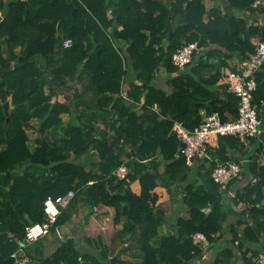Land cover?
Listing matches in <instances>:
<instances>
[{"label": "trees", "instance_id": "1", "mask_svg": "<svg viewBox=\"0 0 264 264\" xmlns=\"http://www.w3.org/2000/svg\"><path fill=\"white\" fill-rule=\"evenodd\" d=\"M203 1L0 0V264H13L18 249L30 264H191L204 251L193 244L195 233L213 251L209 264H254L251 244L264 237V165L241 171L256 183L220 190L211 172L237 160L228 149L239 141L221 138L211 161L196 169L177 156L172 132L176 121L194 130L206 115L236 119L238 98L221 79V48L225 59L238 51L243 60L254 51L251 37L264 41V28L232 13L260 12L254 0H228L229 11H210L206 21ZM194 42L198 51L178 70L173 53ZM255 79L252 103L260 112L264 65ZM34 128L40 136L30 146ZM123 164L120 180L114 172ZM69 190L76 195L57 227L97 207L111 210V231L121 229L110 246L101 236L63 241L52 232L56 248L44 257V239L24 244V229L43 220L47 197ZM163 191L186 215H174L173 230L158 237ZM229 215L236 220L225 228ZM126 239L137 244L139 260L115 255L111 246Z\"/></svg>", "mask_w": 264, "mask_h": 264}, {"label": "built area", "instance_id": "2", "mask_svg": "<svg viewBox=\"0 0 264 264\" xmlns=\"http://www.w3.org/2000/svg\"><path fill=\"white\" fill-rule=\"evenodd\" d=\"M252 7L264 13V0H254ZM254 51L246 59H243L236 70H221L222 82L228 87V91L238 98L237 117L234 120L221 121L217 114L206 115L198 127L189 130L182 122H174L172 132L180 143L179 152L187 165H192L196 160L211 161V153L217 150L219 141L223 137L236 138L244 150L250 148V139H256L260 144L259 157L264 160V131L261 129V119L258 109L252 103L253 93L256 90L255 75L264 65V41L257 38L254 42ZM64 48L72 47L70 40H64ZM198 51L196 42L186 44L176 50L172 55V64L182 71L192 60L194 52ZM118 179H124L127 168L123 164L114 172ZM241 174L239 162L226 161L218 163L211 172V179L219 186L220 190H226L231 183L236 181ZM259 178H255L256 183ZM76 192L67 191L57 197H47L43 203V220L35 222L24 229L23 243L30 245L39 240L48 238L52 232L61 237V230L56 222L61 213L72 203ZM232 196V192L229 191ZM98 208L93 207V212ZM107 215V214H106ZM105 221H111V216L104 217ZM192 242L200 249L206 251L209 243L201 233L192 236ZM13 264H30V259L23 249H18L12 254ZM254 264H264V249L252 258Z\"/></svg>", "mask_w": 264, "mask_h": 264}, {"label": "crops", "instance_id": "3", "mask_svg": "<svg viewBox=\"0 0 264 264\" xmlns=\"http://www.w3.org/2000/svg\"><path fill=\"white\" fill-rule=\"evenodd\" d=\"M4 1H13V0H4ZM168 1V0H167ZM172 1V0H171ZM163 4H165V0H162ZM203 5L205 8V18L204 20H207V16L210 13V11L213 10H217L219 13L224 14L225 12L229 11V7H230V3L228 0H204L203 1ZM233 15L239 19V20H243L246 23L247 27H257V28H264V13L262 11H255L253 13H241V12H234L232 10ZM4 15V11L0 10V18H3ZM257 38L256 37H251L250 38V42L251 44H254L255 40ZM212 48H217V47H212ZM17 51H19V48L16 49ZM221 54L220 55V59L222 60H226L227 62V66L226 68L223 69H227V70H236L239 68V64L242 61V56L239 55L238 51H234V53L231 54V57L225 59V49L221 48ZM2 57L4 59L7 58V55L2 51ZM222 69V70H223ZM262 71V70H261ZM163 72H159V76H162ZM175 74H171V76H174ZM44 92L48 93V88L44 87ZM261 114V109L260 112ZM30 124L35 125V121L31 122ZM229 140L231 143L233 142V138L229 137ZM219 146V145H218ZM217 150H219V147L217 148ZM217 150H215V152L211 153V156L216 154ZM228 153L229 154H234L237 157V160L235 162H239L240 166H241V171H243V169L245 170V168L247 167V165H249L250 163H255L257 165V167H260L262 165H264V160L262 158L259 157L258 153L259 150H257V145H255L254 143L250 144V148L248 150H244L242 148V146L239 144V148H234V147H230L228 149ZM204 160H196L193 167H195L196 169H198L197 167L201 164L200 162H203ZM207 162V161H206ZM208 164V163H206ZM255 177H248V178H242L241 179V174L239 176V178L234 181L231 186H232V190H238L240 188H242L243 186H247L248 184H254V179ZM160 191V189H158ZM163 195H165V200L170 201V197L168 195L167 192L163 191ZM234 194L232 193V196ZM164 197V196H163ZM80 206L77 207V209ZM103 209H99L97 212H92L91 215H86V210H81V212L78 215H74V218L71 221H68L64 224V226H61V237L63 239V241L65 239H74L76 242L78 241H82L85 237L87 238H96L97 236H101L104 239V242H106L107 245L110 246L111 244V237L114 235L115 230H120L121 226H115V230L111 231V221H105L104 217L107 215L112 216V212L111 210L107 211V213H105V211H102ZM107 214V215H106ZM236 220L235 216L233 215H229L227 217L226 223H225V228L228 227V225L234 223ZM167 224H169V220L166 219ZM171 226V225H168ZM172 227V226H171ZM43 242V255L44 257H48L50 256L55 248H56V239L53 236H50L48 238H45L44 240H42ZM124 244V243H123ZM253 244H261L263 249H264V237L259 238V240H257L256 242H253L251 244V247H253ZM125 245V244H124ZM79 248L81 250H84V246L80 243ZM113 249H115V254H118L123 260L125 261H129V259H133L134 261L139 260V252L133 251V252H127V254L123 255V252H119V250L124 249L122 244L120 242H116L113 246ZM125 257V258H123ZM213 257V251L212 250H206L203 251L202 256L193 261L191 264H209L212 260ZM132 261V262H134Z\"/></svg>", "mask_w": 264, "mask_h": 264}, {"label": "rangeland", "instance_id": "4", "mask_svg": "<svg viewBox=\"0 0 264 264\" xmlns=\"http://www.w3.org/2000/svg\"><path fill=\"white\" fill-rule=\"evenodd\" d=\"M135 110L138 111L139 108L136 107ZM63 119L65 121H67L69 118L66 115H64ZM28 134H29L30 146H32L34 140L38 139L40 134L37 133V129H35V128H34V130L33 129H28ZM199 184H200V181L196 177V180H195V183H194L195 187H197ZM161 200H162L161 207L163 208L164 212H166L165 216H166V219L169 220V224L163 223L162 225H160L159 236L158 237L164 236V235L168 234L169 232H171L173 230L171 226H172V221H173L174 215H181V216H185L186 215V208L183 209V205L180 204V202H178V201L176 202L175 199L174 200L170 199V201L165 200V195H164V197ZM168 225H171V226H168ZM226 238H227V236H226ZM127 241L124 244H128V245L122 244L124 249L119 250V252H123L124 253L123 255L127 254V252H130V251L133 252L135 250H136V252H139L137 244L135 243L134 240H130V241L127 240ZM113 246H114V244L111 247H113ZM128 246H130V249L129 250H125L126 248H128ZM118 254H120V253H118ZM113 258H115V257H113ZM123 258H125V257H123ZM129 261H134V260L133 259H129Z\"/></svg>", "mask_w": 264, "mask_h": 264}, {"label": "water", "instance_id": "5", "mask_svg": "<svg viewBox=\"0 0 264 264\" xmlns=\"http://www.w3.org/2000/svg\"><path fill=\"white\" fill-rule=\"evenodd\" d=\"M7 103L4 105L5 108H7ZM260 119H261V129L264 131V108H261V114H260ZM177 156H180V152L178 151ZM9 174L6 175L5 179H7ZM252 249L256 250L257 252H261L263 250V247L261 244H253ZM116 258H112L111 262H115Z\"/></svg>", "mask_w": 264, "mask_h": 264}]
</instances>
